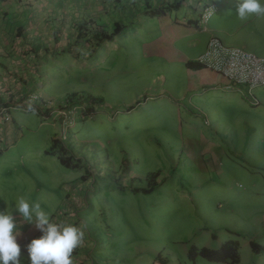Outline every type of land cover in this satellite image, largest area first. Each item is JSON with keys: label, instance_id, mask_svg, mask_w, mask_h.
I'll return each instance as SVG.
<instances>
[{"label": "crops", "instance_id": "1", "mask_svg": "<svg viewBox=\"0 0 264 264\" xmlns=\"http://www.w3.org/2000/svg\"><path fill=\"white\" fill-rule=\"evenodd\" d=\"M237 3L238 0H0V107H14L6 108L7 120L0 117V210H13L20 263L30 262L24 259L28 258L26 246L42 234L15 212L16 198L21 195L30 203L39 202L54 222L84 227V242L72 254L74 264H92L89 254L95 248L94 235L87 227L92 206L86 190V168L91 167L84 165L74 150L78 140L73 132L76 122L92 115V108L89 116L78 115L65 125L54 116L61 103L45 106V101L52 99L48 87L69 90L77 85L68 92L74 94L75 89L86 86L90 90L86 96L92 97L89 99L120 106L100 110L110 120L119 114L131 116L137 112V122L150 123L152 127H140L135 136L147 135L146 129L158 127L166 136L170 134L165 126L168 119L180 131L183 122L192 135L181 133L182 144L201 156L198 162L204 168L213 169L221 162L216 157L221 154L219 145L206 137L216 133L213 122L225 119L227 126L237 129L239 137H243L245 152L264 165V85L250 91L242 85L225 87L219 75L197 61L210 36L217 37L223 45L264 58V18L239 20ZM206 5H212L214 13L211 11L200 25L199 14ZM11 110L35 113L39 118L36 127L47 126L38 131L39 139L32 136L35 133L30 134L34 130L25 128L24 132L20 128L23 125L14 120ZM153 110L154 118L150 117ZM48 129L56 130L50 138ZM54 139L79 160V167H65L56 153L48 152ZM73 169L78 171L71 173ZM223 243L201 247L217 249ZM259 252L264 249L255 253Z\"/></svg>", "mask_w": 264, "mask_h": 264}, {"label": "rangeland", "instance_id": "2", "mask_svg": "<svg viewBox=\"0 0 264 264\" xmlns=\"http://www.w3.org/2000/svg\"><path fill=\"white\" fill-rule=\"evenodd\" d=\"M82 86L72 98L68 92L77 85L69 90L48 87L47 93L54 99L52 105L80 104L84 116L92 108V115L73 127L78 140L74 150L91 167L86 168V190L92 206L87 227L95 241L89 254L92 264H221L208 262L198 253L191 262L187 252L227 240L237 242V264H264V252L255 253L249 246L252 241L264 249V165L245 152L237 129L228 127L225 119L213 122L216 133L206 138L219 145L221 154L216 157L221 162L213 169L204 168L198 162L201 156L182 144L181 133L192 135L183 122L180 131L168 119L166 136L160 127L145 128L147 135L135 136L140 127L152 125L138 123L137 112L133 117L123 113L107 119L100 110L120 106L89 99L90 90ZM150 113L154 118L156 110ZM34 114L11 110L14 120L23 125L20 128L34 130L30 134L39 139L38 131L47 126L36 127L39 118ZM74 117L78 118L76 111Z\"/></svg>", "mask_w": 264, "mask_h": 264}, {"label": "clouds", "instance_id": "3", "mask_svg": "<svg viewBox=\"0 0 264 264\" xmlns=\"http://www.w3.org/2000/svg\"><path fill=\"white\" fill-rule=\"evenodd\" d=\"M211 11L214 13L212 8ZM235 13L241 21L253 16L264 18V2L238 0ZM14 210L42 233L26 246L30 264H74L72 254L84 242L83 226L66 221L54 222L41 209L39 202L30 203L23 195L16 198ZM12 212V209L0 210V264H20L19 232Z\"/></svg>", "mask_w": 264, "mask_h": 264}, {"label": "built area", "instance_id": "4", "mask_svg": "<svg viewBox=\"0 0 264 264\" xmlns=\"http://www.w3.org/2000/svg\"><path fill=\"white\" fill-rule=\"evenodd\" d=\"M212 5L204 6L199 14L200 25L204 24L211 13ZM200 65L217 75L225 83V87L242 85L248 91L255 86L264 85V58L258 57L239 47L223 45L217 37L210 36L206 47L197 57ZM46 106L52 103L47 100ZM14 108L13 106H8ZM8 107H0V117L8 119ZM21 106L17 107L20 108ZM77 112L80 118L84 117L82 106L78 103L69 107L56 106L54 116L58 117L61 123L69 125L74 119V112Z\"/></svg>", "mask_w": 264, "mask_h": 264}, {"label": "trees", "instance_id": "5", "mask_svg": "<svg viewBox=\"0 0 264 264\" xmlns=\"http://www.w3.org/2000/svg\"><path fill=\"white\" fill-rule=\"evenodd\" d=\"M118 27L115 26V30ZM77 95L76 93L70 94L69 98ZM72 96V97H71ZM46 106V104H45ZM47 108V107H46ZM51 153H56L58 160L65 167L77 168L80 163L77 158H73L70 153L67 152V149L64 148L62 144H59L58 140H52V143L49 146V151ZM153 176V174H150ZM249 246L252 251L256 252L259 250H263L258 244L250 241ZM198 253V256L204 258L207 261L211 262H219L221 264H236L238 262V254H237V243L236 241H226L217 249H209L201 247L196 251L195 248L191 247L188 249L187 256L191 259L192 262L196 257L195 255Z\"/></svg>", "mask_w": 264, "mask_h": 264}]
</instances>
